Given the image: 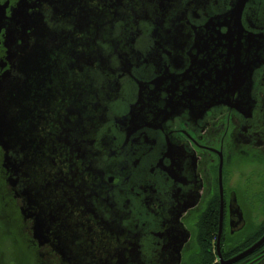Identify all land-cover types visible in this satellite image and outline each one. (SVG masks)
Instances as JSON below:
<instances>
[{"label": "flooded vegetation", "instance_id": "1", "mask_svg": "<svg viewBox=\"0 0 264 264\" xmlns=\"http://www.w3.org/2000/svg\"><path fill=\"white\" fill-rule=\"evenodd\" d=\"M27 1L44 30L20 31L18 63L0 29V76L14 65L24 75L0 143V217L14 207L9 227L36 263L264 264V0L245 3L234 44L236 0ZM19 2L0 0L6 18ZM162 20L175 38H155ZM250 70L248 102L243 81L233 91L219 74ZM162 75L175 84L151 91ZM173 88L241 109L151 126Z\"/></svg>", "mask_w": 264, "mask_h": 264}, {"label": "water", "instance_id": "2", "mask_svg": "<svg viewBox=\"0 0 264 264\" xmlns=\"http://www.w3.org/2000/svg\"><path fill=\"white\" fill-rule=\"evenodd\" d=\"M44 1V0H42ZM249 0H236L235 1V5L232 7L231 11H230V17H229V22L230 24L226 25L228 28L227 33L225 34V39H229V43L230 44H234V35L235 34H240L242 33L240 30V26L239 24V16L240 13L245 5V3H247ZM5 5L0 7V29L4 26L7 27V36H6V40H7V44L8 46H10V50H11V55L12 58L15 59L17 53L14 50L15 44H16V38L19 35L20 31L21 34L26 35L28 37V35L26 34V27H29V25H32L35 21L37 23V30H39V32L44 30V25H41V22L38 20V17L35 14L32 13H28V9L30 8V3L27 0H20V2L18 3L17 7L13 9V12L11 14L10 17L6 18L5 16ZM162 16H164L165 14V8H162ZM80 15H79V19L81 20V23H85L87 22V19L89 18V13L90 11L88 10H81L79 11ZM89 12V13H88ZM225 18V16L223 17ZM220 19V18H219ZM239 28V29H238ZM175 30V26H174V20L171 22V24L169 26H167L165 24V22L162 20L160 22H158L156 28H155V38L157 40H161L162 37H169L172 36L174 37L173 33ZM183 30V27H182ZM42 34V33H41ZM216 34V33H214ZM219 35V32L217 33ZM250 34V33H248ZM252 35V34H251ZM50 37L49 34H47L46 38H45V42L46 43H42L41 46H43L44 50L47 48L48 49V45L50 43ZM55 38V37H54ZM175 38V37H174ZM87 40H90V38H88ZM163 41V39L161 40ZM89 42H84L82 45L84 47H88ZM240 45L236 46L233 48L234 51H238L241 48H239ZM241 47V46H240ZM76 55L80 56V52H74ZM83 53V52H82ZM237 54L240 56V51L237 52ZM18 63L19 59L18 57L15 59ZM16 63V64H17ZM18 65H14L12 70L9 71L8 73L0 76V143L3 144V132L6 129L10 118L8 117V108H9V103L12 102L13 100V94L15 93V91L19 90V86L17 85V83H14L15 80L18 81L19 84L23 83V73L20 72L21 69L17 70ZM224 71H226V69H224ZM252 70L248 71V72H243V73H233L231 71L229 72H224L221 73L219 75L221 76H227V82L229 83L227 86L234 91V89H237L238 91H241V88H238L239 86H244L242 81L245 84V90L246 93L248 95V102H249V95H250V86H251V81H250V73ZM165 75L167 76V72L165 73ZM164 75H162L160 77V79H155L153 81V83H150L151 86V91H159L160 90V86L163 82H166L165 80H168V83L170 88L171 86H173L175 84V77L174 76H170V77H166ZM245 77V78H243ZM231 78H233L232 80H230ZM244 79V80H243ZM240 83V84H239ZM154 86V89H153ZM142 90V89H141ZM230 90V91H232ZM244 91V90H243ZM165 92V91H163ZM166 93V92H165ZM178 91L176 89H172L169 91H167V100H166V106L165 108L170 109L171 112L168 114H162V110L161 108H159V106H153L152 109V118L149 122V124L151 126H154L155 122H158L159 119H161L163 122L166 121L167 119L174 117V116H179L182 115L185 112H188L187 114L189 116H193V117H201L202 115L205 114V112L210 109L211 107H214L215 105L219 104V103H224L225 105H230L231 108H235L237 110H240L241 107L238 105H232L233 101H224V102H218V101H213V102H209L207 104H199V105H195L194 103H187L184 99L182 101V97L181 95H178ZM184 93V92H182ZM144 105V104H143ZM143 105L141 104V108H137L138 104L135 105V108H133V111L129 114V116L131 118H134V116L137 117V115L141 114ZM246 109L247 106H246ZM164 115V116H162ZM8 163L11 162V160L9 159V157L7 158ZM9 182L11 185H13V179L10 178ZM23 213H25V210H23ZM39 222L37 227H34V237L36 239H39L40 241H42L41 239L43 237H45L46 235L43 233H40L41 231Z\"/></svg>", "mask_w": 264, "mask_h": 264}, {"label": "trees", "instance_id": "3", "mask_svg": "<svg viewBox=\"0 0 264 264\" xmlns=\"http://www.w3.org/2000/svg\"><path fill=\"white\" fill-rule=\"evenodd\" d=\"M9 210V209H8ZM6 211L5 215L3 216V219L0 217V222L2 221V226L0 227V241H3L2 239H8V240H12L14 242L15 245L18 246V244H22L20 246H18L19 250L15 248H10L11 249V254L14 257L13 260L10 261L9 264H40V261H38L36 263V258L34 257L32 251H30L29 247L26 245V242L24 241V235L22 238V241H18V234L11 228L9 227L10 223L8 222V216H15V210L14 207L11 208V210ZM6 217V218H5ZM5 238H4V237ZM15 250V251H14ZM10 251V250H9ZM15 252H20L23 256L20 257L19 259L17 258ZM4 252L0 251V264H8V263H3V256L1 257V255H3ZM10 255V252H9Z\"/></svg>", "mask_w": 264, "mask_h": 264}, {"label": "rangeland", "instance_id": "4", "mask_svg": "<svg viewBox=\"0 0 264 264\" xmlns=\"http://www.w3.org/2000/svg\"><path fill=\"white\" fill-rule=\"evenodd\" d=\"M252 181L254 182L253 184H251V189L254 190V189H258L259 187V182H258V179L256 178V176H253L252 178ZM4 237V236H3ZM5 238V237H4ZM3 241H0V251L4 252L3 255H1V257L3 256V263H10L11 260H13V256L11 254V249L10 248H15L17 249L18 251L19 248L17 245L14 244V242L10 239H2ZM10 250V251H9ZM15 251V250H14ZM9 252H10V255H9ZM17 258L19 259L20 257H22L23 255L20 253V252H15Z\"/></svg>", "mask_w": 264, "mask_h": 264}]
</instances>
